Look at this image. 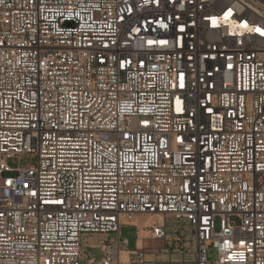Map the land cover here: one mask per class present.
<instances>
[{"label": "built area", "instance_id": "2783aa9c", "mask_svg": "<svg viewBox=\"0 0 264 264\" xmlns=\"http://www.w3.org/2000/svg\"><path fill=\"white\" fill-rule=\"evenodd\" d=\"M261 32L264 0H0V264H146L121 229L168 220L264 264Z\"/></svg>", "mask_w": 264, "mask_h": 264}, {"label": "rangeland", "instance_id": "374dc122", "mask_svg": "<svg viewBox=\"0 0 264 264\" xmlns=\"http://www.w3.org/2000/svg\"><path fill=\"white\" fill-rule=\"evenodd\" d=\"M36 162L37 160L31 155H25L20 161H8V165L11 168H17L18 166L26 168L35 165ZM154 220L155 218L148 221L152 223ZM167 223L169 236L166 242L152 240L150 239L151 234H149V230L140 229L137 232L134 227H123L121 229V238L129 241V250L131 251H135L137 247L140 248L138 243L139 236H142L141 239L146 238L144 240L146 243L145 250L141 251L145 254L146 264H194L196 243L193 229L175 220H168ZM114 236L113 234H85L82 236L81 241L82 245L88 248L89 257L100 261L103 258L101 250L103 243L112 240ZM139 256L132 257L133 264H140ZM208 257L210 261H214L216 259L215 250L210 249Z\"/></svg>", "mask_w": 264, "mask_h": 264}, {"label": "bare ground", "instance_id": "6f19581e", "mask_svg": "<svg viewBox=\"0 0 264 264\" xmlns=\"http://www.w3.org/2000/svg\"><path fill=\"white\" fill-rule=\"evenodd\" d=\"M149 224H151L149 221H148ZM150 234V232H149ZM142 237V236H141ZM144 238V237H143ZM146 239V238H145ZM145 239H140L139 241V247L140 248H145L146 247V243H145ZM122 263L123 264H130V258H129V254L128 253H122Z\"/></svg>", "mask_w": 264, "mask_h": 264}, {"label": "snow or ice", "instance_id": "6c2138e0", "mask_svg": "<svg viewBox=\"0 0 264 264\" xmlns=\"http://www.w3.org/2000/svg\"><path fill=\"white\" fill-rule=\"evenodd\" d=\"M213 23L215 24V21H213ZM245 27H246V25H245ZM259 31V30H258ZM261 35H264V32H261ZM161 43H166V41H161ZM182 86V85H181ZM33 194H35V193H33Z\"/></svg>", "mask_w": 264, "mask_h": 264}]
</instances>
